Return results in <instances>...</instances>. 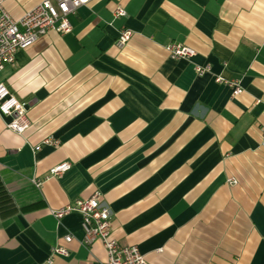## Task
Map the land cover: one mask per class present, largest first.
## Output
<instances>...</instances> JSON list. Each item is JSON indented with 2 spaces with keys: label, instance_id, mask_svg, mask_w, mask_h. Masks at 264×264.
I'll list each match as a JSON object with an SVG mask.
<instances>
[{
  "label": "crops",
  "instance_id": "crops-1",
  "mask_svg": "<svg viewBox=\"0 0 264 264\" xmlns=\"http://www.w3.org/2000/svg\"><path fill=\"white\" fill-rule=\"evenodd\" d=\"M40 1L3 4L17 18ZM68 17L0 70L30 120L16 133L0 113V264H106L79 212L49 211L95 191L148 264H264V0H90ZM54 245L68 254L48 261Z\"/></svg>",
  "mask_w": 264,
  "mask_h": 264
},
{
  "label": "built area",
  "instance_id": "built-area-1",
  "mask_svg": "<svg viewBox=\"0 0 264 264\" xmlns=\"http://www.w3.org/2000/svg\"><path fill=\"white\" fill-rule=\"evenodd\" d=\"M89 1L41 0L21 16L15 18L4 7V0H0V70L5 65L14 62L15 53L18 49L30 46L47 32L51 30L58 32L70 31L72 24L68 17L69 14L74 13L79 6ZM125 14V9L120 5H117L113 11L114 17ZM131 35V30L122 28L115 40L116 46L122 48ZM165 48L173 59H189L195 54L192 47L177 42H168ZM195 69L198 74H202L209 70V66H196ZM215 80L223 81L230 86L233 95L242 92V87L236 81L224 80L220 76H216ZM0 113L10 117L6 126L16 133H23L30 126L25 103L19 100L3 83H0ZM43 142L58 144V140L52 137L44 138ZM69 167V162H59L49 168L45 178L58 176ZM43 179L34 178L32 182L36 187H40ZM229 182L234 183L235 180ZM49 211L57 219L71 211L79 212L82 215L83 242L89 245L94 240H100L107 253L106 264H148L136 245H122L111 236L112 211L99 191H95L87 198H76L73 202L66 203L58 208H51ZM71 238V234L64 235L66 241H70ZM67 254V248L54 245L51 248L48 261H51L54 255Z\"/></svg>",
  "mask_w": 264,
  "mask_h": 264
},
{
  "label": "trees",
  "instance_id": "trees-1",
  "mask_svg": "<svg viewBox=\"0 0 264 264\" xmlns=\"http://www.w3.org/2000/svg\"><path fill=\"white\" fill-rule=\"evenodd\" d=\"M0 194H4V190L1 185H0Z\"/></svg>",
  "mask_w": 264,
  "mask_h": 264
}]
</instances>
